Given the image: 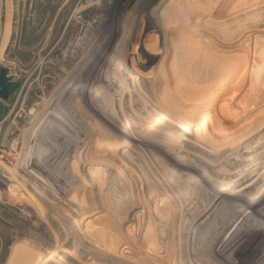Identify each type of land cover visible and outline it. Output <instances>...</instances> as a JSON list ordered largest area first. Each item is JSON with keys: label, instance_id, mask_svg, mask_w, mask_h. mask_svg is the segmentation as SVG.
Segmentation results:
<instances>
[{"label": "rangeland", "instance_id": "1", "mask_svg": "<svg viewBox=\"0 0 264 264\" xmlns=\"http://www.w3.org/2000/svg\"><path fill=\"white\" fill-rule=\"evenodd\" d=\"M162 2L0 0V66L21 83L8 100L0 98V264H163V245L152 248L158 257L148 258L133 239L135 229L163 224L158 203L162 210L165 204L178 227L191 229L190 236L193 229L199 231L183 213L170 210L178 202L166 205L153 195L158 185L163 188V144L172 147V134L182 130V119H190L163 100L169 91L156 75L173 69L171 63L166 67L169 58L179 61V55L158 48L161 36L150 24L148 10ZM197 6L200 17L191 22L204 29L202 39L217 36L215 44H208L215 54L220 55L215 45L234 60L259 55L264 48V0H204ZM228 29L231 34H220ZM152 39L157 46L146 48ZM248 109L243 114L249 115ZM87 115L101 123L102 132L94 130ZM170 157L180 162L177 155ZM186 164L211 182L205 184L208 190L223 184ZM146 178L156 184L149 186ZM200 181L192 183L202 188ZM237 189L232 211L239 213L256 188L238 199ZM223 199L215 197L221 207ZM218 217L214 227L219 230L236 220ZM242 218L238 222L246 227L235 240L204 244L196 255L203 252L218 261L228 247L235 254V246L249 236L263 242L264 209L250 224ZM194 246L188 244L185 260L177 250L176 264L207 263L194 259ZM230 259L236 264L247 260Z\"/></svg>", "mask_w": 264, "mask_h": 264}, {"label": "bare ground", "instance_id": "2", "mask_svg": "<svg viewBox=\"0 0 264 264\" xmlns=\"http://www.w3.org/2000/svg\"><path fill=\"white\" fill-rule=\"evenodd\" d=\"M161 1L163 2L160 6L151 7L148 10L150 24L154 29L153 32L159 33L161 36L162 46L158 48L162 53L165 51L168 55H179V61H173L169 58L170 62L166 63V67L171 63L174 64L173 69L171 67L165 71L162 68L163 72L158 71L156 75L157 79L163 83H160L161 88L169 91V94L164 96L163 100L174 104L184 116L190 119H182V130L179 133L172 134L174 136L173 140H175L172 147L167 143L163 144V180H160L163 188L158 185L156 190L153 187L155 191L152 190L154 191L153 195H158L157 199L163 200L166 205L178 202V205L171 204L170 210L183 213L187 220L198 225L200 229H198L199 231L193 229L195 233L190 236L191 229L178 227L174 223V219L169 216L168 210L165 209V204H163L162 210L159 208L161 203H158L155 210L157 209L163 215V224L158 223V226H153V224L147 223V228L144 230L138 229L137 231L135 229L136 237L133 239L136 245H140L144 249L143 251L146 250L147 254H150L147 255L148 258L158 257L160 253L155 254L152 248H162L163 245V264H176L175 254L177 250H179L178 252L183 260H185V257L189 259L190 256L187 254L189 243L195 245L192 254L194 259L199 257L200 260L202 259L208 264H236L235 261H229L231 260L230 257L232 259L246 257L247 260L244 264H264V241H261V243V238L256 241V237L253 236H249V239H243L244 242L241 241L237 245L238 247L235 246V248H238L235 254H232L235 252L232 250L233 246L231 249L228 247V251L218 261L212 260L211 256H205L202 254L203 252L196 255L197 251L202 250L204 244L205 246L215 247L223 239L235 240L244 230L243 228L246 227L243 224L241 225V221L238 222V219L243 216L241 220L249 219L250 224L253 219L260 216L261 211L264 209V182L259 184L264 176V48L260 50L259 55H255L257 52L255 54H244V57L234 60V57L230 59L225 50L215 45L216 47L213 46V48L219 49L220 52V55H217L212 52V49L210 51L208 48L209 43L212 45L216 43L215 38L217 36L215 34L213 36L211 33V36L209 34L206 36L207 39H202L203 37H200V34L204 29L201 30L191 22L194 17L197 20L199 19L200 16L197 12L199 7L197 5L204 0H175L173 4L166 6L164 5L166 0ZM210 1L213 2L214 0ZM229 33L231 34L230 29L220 34L227 35ZM221 41L219 43L224 44ZM145 46L146 48L157 46L156 40H148ZM150 87L152 88V86ZM170 87L176 88V90L170 89ZM162 94L165 93L162 92ZM247 108H249V115L243 114ZM84 115L86 114L84 113ZM88 118H90L88 123L94 125V130L103 131L104 128L101 127L100 122H97V119H94L92 115ZM97 145L100 146V144ZM185 148L188 149L185 150ZM173 155H177L180 162L170 157ZM186 163L200 167L208 172L211 178H214L213 181L219 179L223 184L208 190L207 187L211 182L207 178L199 176L197 169L189 167ZM173 165L176 166L172 170V174L167 176L168 168ZM130 172L132 171L130 170ZM145 180H148L147 182L151 181L147 183L149 186L156 184L154 179L146 178ZM193 180H202L203 183L200 181L202 188L199 187V184L196 186L195 183H192ZM205 184H208V186ZM254 187L256 188V194L253 193L252 198L250 193L253 192ZM235 188H238L237 199L250 195V202L248 201L250 204L246 203L244 205L246 208L239 213L232 211V202L235 201L232 192ZM219 195L224 198V206L227 207L230 203L228 209L224 206L221 207V204L215 201V197ZM236 203L240 204L241 202L236 200ZM148 204L151 208V201ZM138 206L140 205L138 204ZM222 208L224 211L221 210ZM218 216L236 220L230 223L232 225L229 228L219 230V228L214 227L219 218ZM129 223H126L128 227ZM144 223L146 227L145 220ZM157 227L160 229L158 232L155 230ZM160 231L161 233H159ZM254 234L253 232L252 235ZM127 236L130 237V235ZM230 243L227 245L230 246ZM181 248L186 250H181Z\"/></svg>", "mask_w": 264, "mask_h": 264}, {"label": "water", "instance_id": "3", "mask_svg": "<svg viewBox=\"0 0 264 264\" xmlns=\"http://www.w3.org/2000/svg\"><path fill=\"white\" fill-rule=\"evenodd\" d=\"M20 86L21 83L14 81L13 76L9 75V70L6 67L0 66V98L8 100L14 92L20 89Z\"/></svg>", "mask_w": 264, "mask_h": 264}]
</instances>
